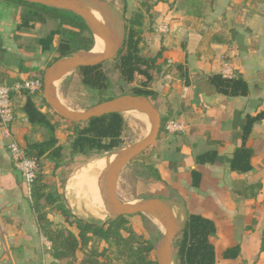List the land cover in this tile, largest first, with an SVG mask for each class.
Returning a JSON list of instances; mask_svg holds the SVG:
<instances>
[{
    "label": "crops",
    "instance_id": "1",
    "mask_svg": "<svg viewBox=\"0 0 264 264\" xmlns=\"http://www.w3.org/2000/svg\"><path fill=\"white\" fill-rule=\"evenodd\" d=\"M168 1L153 9V29L164 24L168 32L150 33V51L163 49L177 84L168 86L158 112L168 120H179L185 130L159 134L156 144L162 168L156 169L161 181L150 182L156 188L152 194L167 198L161 182L168 177L171 189L183 197V202L173 200L178 208L215 222L217 233L211 242L216 264H264V121L254 125L246 143L253 151L251 171L230 170L245 117L264 110V57L260 47L251 43L258 37L251 29H259L248 23L252 17L234 15L230 1L235 0H171V6ZM20 15L17 6L0 1V81L5 78L2 74L26 79L19 72L21 63L43 69L33 57L47 53L25 55L16 45ZM225 58L242 74L247 97L222 95L208 82L220 73ZM160 96L155 93L154 98ZM10 98L14 111L10 131L25 149L27 140L35 138L23 111L25 97L13 92ZM6 146L0 130V264H59L50 255V244L30 208L28 187L13 167ZM205 153L215 154L213 163L197 164L196 157ZM191 172L200 175L196 188L191 185ZM74 229L69 230L77 234ZM234 246L240 248L238 258L223 260L222 252Z\"/></svg>",
    "mask_w": 264,
    "mask_h": 264
},
{
    "label": "trees",
    "instance_id": "2",
    "mask_svg": "<svg viewBox=\"0 0 264 264\" xmlns=\"http://www.w3.org/2000/svg\"><path fill=\"white\" fill-rule=\"evenodd\" d=\"M0 1L22 9L16 25L19 36L16 45L23 54L32 55L37 51L41 54L50 52L55 54L56 57L46 67L58 58L92 50L93 36L84 22L74 14L18 0ZM162 1L155 0L149 3V0H141L137 10L131 12L128 18H124L123 44L114 57L116 70L124 83L131 84L136 75L144 80L130 95L146 97L150 102L155 96V92L150 88L154 80L152 73H159L166 60L163 58L162 48L150 56L144 54L143 50L147 45L146 33L158 29L157 25L155 30L153 29V9ZM48 22L54 23L53 28L36 40L34 38L36 25L45 26ZM145 22H147L146 29H144ZM225 60L234 71L233 78L224 79L219 73L210 76L208 82L222 95L247 97L248 86L242 74L234 69L229 58ZM102 65L103 63L77 69L84 86L100 92L107 89L108 79L102 70ZM179 68L180 65L176 66V69ZM43 71L38 67H29L25 63L19 66L20 74L26 75V79H39L41 83L40 89L35 94L26 91L20 94L25 97L23 111L35 136L34 139L27 140L25 148L26 155L34 159L37 164L36 177L28 187L30 208L36 217L42 236L50 244L51 257L59 264H156L153 244L129 227L130 216L108 218L102 223H86L72 219L63 207L56 206L59 194L51 188L52 184L47 174L49 168L54 172L61 165H67L76 155L88 156L118 148L122 143L124 119L122 114H109L80 123L63 120L50 110L42 97ZM2 76L5 77L4 81H0L3 85L26 80L18 77L10 78L4 74ZM167 121L166 117L161 118L160 133L166 132ZM263 121L264 110L245 117L241 142L233 152L230 162L232 172L242 174L251 171L253 151L246 146V143L254 125ZM61 125H64L68 132L65 143H61L57 136ZM146 151L135 159L145 155ZM214 157V153H205L197 156L195 161L200 165L213 163ZM146 167L149 174L160 182L157 169L149 163ZM191 174L193 178L191 185L196 188L200 175L196 172ZM54 207L65 223L76 228L77 234L50 219L48 210ZM184 218V227L172 244L173 264H216L215 247L211 242V238L217 233L215 222L194 213L185 212ZM86 246L89 247V251L79 257V251ZM261 250L264 248L262 247ZM239 253V246H234L225 249L221 257L223 260L234 261Z\"/></svg>",
    "mask_w": 264,
    "mask_h": 264
},
{
    "label": "rangeland",
    "instance_id": "3",
    "mask_svg": "<svg viewBox=\"0 0 264 264\" xmlns=\"http://www.w3.org/2000/svg\"><path fill=\"white\" fill-rule=\"evenodd\" d=\"M100 1L105 3L113 14H122L125 18H128L131 12L137 10L141 0ZM154 1L155 0H149V3ZM230 2H233L232 12L235 13L234 15L236 17H252L248 23L252 28H258L259 30L251 29L252 32H255V36H258L257 38L253 36L255 38L251 40V43L260 47V52L263 53L262 57H264V0H235ZM168 4L171 6V0L168 1ZM218 9L219 8H216V10ZM19 11L21 13L22 9L19 8ZM97 13L99 15V12ZM217 21L214 22L216 23ZM146 25L147 22H145L144 29H146ZM53 26L54 23L52 22L46 23L45 26L37 24L34 35L36 37H41L48 33ZM146 35L147 45L143 53L150 56L153 55L154 52L150 51V33L147 32ZM97 48V43L94 39V46L91 51H99ZM55 57V54L50 52L43 57H33V61H36V64H41L44 70L46 65L53 61ZM167 65L168 63L162 65L159 73H152L154 80L150 84V88L161 96L157 99L152 97L151 103L158 111L168 86L177 84L176 78L173 75L174 67H169ZM102 70L108 79V87L102 92L84 86L77 70L57 82L56 92L62 104L71 110L83 111L103 100L113 99L126 94L130 95L133 89L139 88L144 81L141 76L136 75L131 84L124 83L116 70V61L114 58L104 62ZM173 77L174 79H171ZM166 84L168 85L166 86ZM122 115L124 119V128L121 135L122 143L118 148L106 153L90 154L88 156L76 155L67 165H61L54 172L50 168L48 170L47 174L52 184L51 188L55 189L59 194V200L56 206L63 207L71 218L86 223H102L110 217L105 209L104 197L101 190L103 173L112 158L128 146L139 142L149 131V123L144 115L137 112H126ZM159 115L161 118L164 117L161 112H159ZM163 133L164 132L160 134V137H163ZM67 134L66 127L61 125L57 133L61 143L66 142ZM151 148L153 149H149V151H146L147 153L145 155L129 163L120 173L116 195L122 202L135 203L148 198H157L152 194H156V188L154 185L150 184V182L153 183L156 180L149 174L146 164L149 163V165L151 164V166L155 168H162V160L159 156V153L161 155V151L156 143ZM169 181L170 179L168 177H164V180L161 182L167 189V194L165 196L167 198L163 200L167 201L172 207L174 214L183 222L186 211L178 208L173 202V200L183 202V197L181 198L176 191L171 189ZM55 208L56 207L48 210L53 220L75 231L73 226L63 222L62 217ZM128 221L129 227L135 233L142 235L145 240H149L155 248L163 233L159 224L153 218L146 215L130 216ZM102 246L103 244L99 247V250ZM88 251L89 247L86 246L79 251L78 256L81 257L83 253Z\"/></svg>",
    "mask_w": 264,
    "mask_h": 264
},
{
    "label": "water",
    "instance_id": "4",
    "mask_svg": "<svg viewBox=\"0 0 264 264\" xmlns=\"http://www.w3.org/2000/svg\"><path fill=\"white\" fill-rule=\"evenodd\" d=\"M29 4H37L47 8L67 11L79 17L96 43H101L97 52H78L61 57L46 67L42 74V97L46 104L63 120L73 123L86 122L92 118L109 114L137 112L144 115L149 123L148 134L112 158L102 176L101 190L104 206L109 218L120 216L146 215L153 218L162 228L163 233L154 248L156 264H173L172 244L182 231L185 220L181 222L174 214L172 207L161 198H148L135 203L122 202L116 195L117 182L122 170L136 157L153 147L161 129V117L150 100L143 96L121 95L98 103L83 111L67 108L59 100L56 83L81 67H92L112 60L121 48L124 33H118L112 26H107L98 17L95 8L104 13L110 24H114L113 13L100 0H18ZM94 6V8H93ZM97 47L98 44H97ZM185 219V218H184Z\"/></svg>",
    "mask_w": 264,
    "mask_h": 264
},
{
    "label": "built area",
    "instance_id": "5",
    "mask_svg": "<svg viewBox=\"0 0 264 264\" xmlns=\"http://www.w3.org/2000/svg\"><path fill=\"white\" fill-rule=\"evenodd\" d=\"M159 33H167L168 27L160 25ZM220 75L224 79H231L234 76L232 67L223 62ZM39 79H26L21 82H15L11 85L0 83V130L3 138L7 139V151L12 161L13 167L20 174L24 184L29 187L37 173L36 161L26 155L25 149L18 144L10 131V126L14 121V111L11 104V94L13 92L26 91L29 94H35L40 89ZM185 130V125L177 119H170L165 125V131L168 134H179Z\"/></svg>",
    "mask_w": 264,
    "mask_h": 264
},
{
    "label": "flooded vegetation",
    "instance_id": "6",
    "mask_svg": "<svg viewBox=\"0 0 264 264\" xmlns=\"http://www.w3.org/2000/svg\"><path fill=\"white\" fill-rule=\"evenodd\" d=\"M95 9L97 12H99L100 16L99 15L98 16L102 22H104L107 26H112L113 28H115L118 33H121V32L124 33V22H125L124 18L125 17L122 14L114 13V15L112 17L114 19V24L112 25V24H110L109 19L106 17V15L104 13L100 12L99 9H97V8H95ZM119 50H118V52H119Z\"/></svg>",
    "mask_w": 264,
    "mask_h": 264
},
{
    "label": "bare ground",
    "instance_id": "7",
    "mask_svg": "<svg viewBox=\"0 0 264 264\" xmlns=\"http://www.w3.org/2000/svg\"><path fill=\"white\" fill-rule=\"evenodd\" d=\"M97 44H98V48H101V43L99 42V41H97ZM98 48H97V50H98ZM93 52H96V51H93ZM96 181V180H95ZM92 184V183H91Z\"/></svg>",
    "mask_w": 264,
    "mask_h": 264
}]
</instances>
